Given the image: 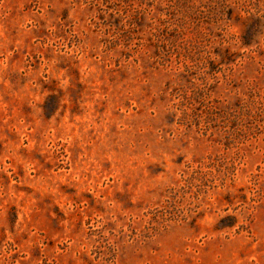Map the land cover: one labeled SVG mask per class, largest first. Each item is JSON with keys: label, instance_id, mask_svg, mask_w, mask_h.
I'll return each mask as SVG.
<instances>
[{"label": "rangeland", "instance_id": "rangeland-1", "mask_svg": "<svg viewBox=\"0 0 264 264\" xmlns=\"http://www.w3.org/2000/svg\"><path fill=\"white\" fill-rule=\"evenodd\" d=\"M0 264H264V0H0Z\"/></svg>", "mask_w": 264, "mask_h": 264}]
</instances>
